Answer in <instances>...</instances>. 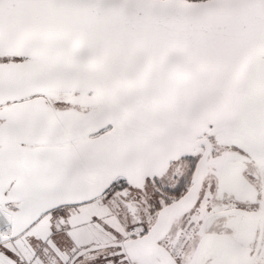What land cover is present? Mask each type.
<instances>
[{
    "label": "snow or ice",
    "instance_id": "1",
    "mask_svg": "<svg viewBox=\"0 0 264 264\" xmlns=\"http://www.w3.org/2000/svg\"><path fill=\"white\" fill-rule=\"evenodd\" d=\"M0 264H264V0H0Z\"/></svg>",
    "mask_w": 264,
    "mask_h": 264
}]
</instances>
